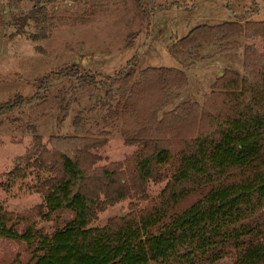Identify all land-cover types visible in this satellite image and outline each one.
I'll list each match as a JSON object with an SVG mask.
<instances>
[{
  "label": "trees",
  "instance_id": "16d2710c",
  "mask_svg": "<svg viewBox=\"0 0 264 264\" xmlns=\"http://www.w3.org/2000/svg\"><path fill=\"white\" fill-rule=\"evenodd\" d=\"M31 1L42 10L46 0ZM247 25H197L169 44V52L184 65L216 38L264 31ZM243 53V74L222 71L199 110L180 104L157 117L187 78L180 68L158 67L142 69L134 80L136 56L103 77L74 65L49 72L33 95L0 103L1 118L42 101L52 78L75 77L81 88L102 91L100 106L122 118V136L137 145L122 161L99 166L94 150L105 140L85 134L81 114L72 134L49 137L50 148L34 131L6 178L33 174L32 187L42 195L34 214L53 227L28 218L19 230L25 218L0 205V237L25 243L27 264H215L226 257L232 264H264V56L249 45ZM161 87L147 108L151 90ZM163 181L152 205L92 224L105 208L146 199L149 183Z\"/></svg>",
  "mask_w": 264,
  "mask_h": 264
},
{
  "label": "rangeland",
  "instance_id": "374dc122",
  "mask_svg": "<svg viewBox=\"0 0 264 264\" xmlns=\"http://www.w3.org/2000/svg\"><path fill=\"white\" fill-rule=\"evenodd\" d=\"M43 5L42 11L31 0H0V103L16 94L33 95L49 72L74 65L103 77L136 56L134 80L142 69L158 67L180 68L187 78L183 90L157 113L160 117L180 104L199 110L222 71L243 74L244 46H252L264 56V31L216 38L193 50L184 65L169 52V44L197 25L234 22L263 27L264 0H46ZM146 6L149 12H144ZM164 89H152V100L147 99L145 106L153 107L158 99L154 95ZM97 94L102 91L81 88L75 77H54L41 90L42 101L0 118V205L25 218L20 220L19 230L28 218L48 231L53 227L52 221H42L34 214L42 195L32 187L33 174L12 181L6 178L34 133L50 148L49 137L72 134V121L81 114L85 134L105 140L94 150L97 165L120 162L137 148L122 136V118L101 107ZM164 183H149L146 199L127 198L105 208L92 224L101 225L109 217L152 205ZM30 257L24 242L0 237V264H27ZM215 264H232V258Z\"/></svg>",
  "mask_w": 264,
  "mask_h": 264
}]
</instances>
